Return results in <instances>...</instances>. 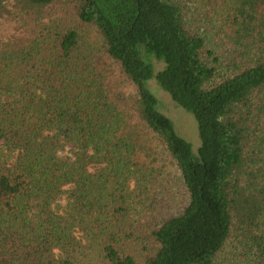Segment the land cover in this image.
<instances>
[{
    "label": "trees",
    "instance_id": "trees-1",
    "mask_svg": "<svg viewBox=\"0 0 264 264\" xmlns=\"http://www.w3.org/2000/svg\"><path fill=\"white\" fill-rule=\"evenodd\" d=\"M9 16L29 27L0 37V264H264V0H0Z\"/></svg>",
    "mask_w": 264,
    "mask_h": 264
},
{
    "label": "rangeland",
    "instance_id": "rangeland-1",
    "mask_svg": "<svg viewBox=\"0 0 264 264\" xmlns=\"http://www.w3.org/2000/svg\"><path fill=\"white\" fill-rule=\"evenodd\" d=\"M28 23H29L28 20L22 21L16 19L13 16L0 19V37H2L3 35L14 33L15 26H18L20 24H25L27 27H29ZM97 60L99 61L100 65L102 64L103 66L105 65V61H103L104 60L103 57H98ZM156 67L160 68L161 63H156ZM109 76H110L109 91L111 95L113 94L116 97H119L120 100L121 99L126 100V95L134 92L133 85H129L122 80V77L119 74V70L114 69L109 71ZM148 82H149V87L151 88L150 91L155 96H157L159 100L157 104L158 110L171 119L177 133L180 134V136H182L190 143L193 153L196 154L197 149L200 145V139L198 134L197 123L194 116L190 112L184 110L182 107L177 106L174 103V101L171 99L169 94L163 91L157 85L154 79H151Z\"/></svg>",
    "mask_w": 264,
    "mask_h": 264
}]
</instances>
